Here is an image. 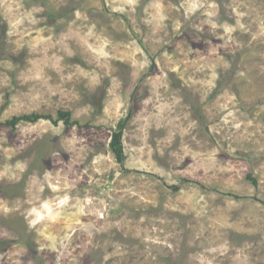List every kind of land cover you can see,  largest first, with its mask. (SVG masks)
I'll list each match as a JSON object with an SVG mask.
<instances>
[{
	"label": "rangeland",
	"instance_id": "rangeland-1",
	"mask_svg": "<svg viewBox=\"0 0 264 264\" xmlns=\"http://www.w3.org/2000/svg\"><path fill=\"white\" fill-rule=\"evenodd\" d=\"M59 110L0 125V264H264V0H0V121Z\"/></svg>",
	"mask_w": 264,
	"mask_h": 264
},
{
	"label": "trees",
	"instance_id": "trees-1",
	"mask_svg": "<svg viewBox=\"0 0 264 264\" xmlns=\"http://www.w3.org/2000/svg\"><path fill=\"white\" fill-rule=\"evenodd\" d=\"M130 113V111H129ZM128 113V114H129ZM127 114V115H128ZM39 119H48L53 124H58L59 120H62L65 124H73L74 122L70 120V112L68 110H59L57 116L53 117L51 114H40L37 112H31L22 115H14L11 118L0 121V125L10 126L12 129H15L19 122H36ZM125 119H122L117 124L116 128L111 134V139L109 142V147L112 153L114 154L116 161L122 163L125 159L124 147L122 143V129L124 126ZM253 182L255 180L252 177Z\"/></svg>",
	"mask_w": 264,
	"mask_h": 264
}]
</instances>
